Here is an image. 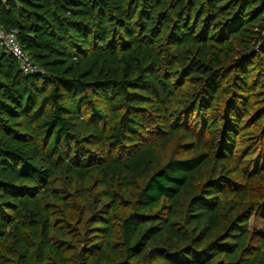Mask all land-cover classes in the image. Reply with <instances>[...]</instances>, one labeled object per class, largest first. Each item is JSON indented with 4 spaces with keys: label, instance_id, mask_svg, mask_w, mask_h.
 I'll return each mask as SVG.
<instances>
[{
    "label": "trees",
    "instance_id": "obj_1",
    "mask_svg": "<svg viewBox=\"0 0 264 264\" xmlns=\"http://www.w3.org/2000/svg\"><path fill=\"white\" fill-rule=\"evenodd\" d=\"M0 20L44 70L24 74L0 46V264L65 263L58 179L129 191L145 177L118 264H243L264 203L218 234L234 177L243 201L264 181V0H0ZM248 132L263 143L249 173Z\"/></svg>",
    "mask_w": 264,
    "mask_h": 264
},
{
    "label": "rangeland",
    "instance_id": "obj_2",
    "mask_svg": "<svg viewBox=\"0 0 264 264\" xmlns=\"http://www.w3.org/2000/svg\"><path fill=\"white\" fill-rule=\"evenodd\" d=\"M241 143L239 158L242 167L249 173L253 169L255 158L263 143L253 132L245 133ZM184 144L185 142L177 137L169 150L163 153L164 159L177 157ZM127 147L131 151L136 149ZM147 180V177L134 180L131 190L128 191L118 181H112L107 189L93 178L90 179L84 191L79 185L71 187L65 178L58 179L56 188L59 189L65 201L63 203L48 201L47 203L53 215L54 226L59 231L54 234L55 243L66 252V258L64 263L52 253L48 257L47 264H118L125 261L121 245V226L140 200V193ZM234 181L239 186V195H231L228 204L223 207V229L218 236L224 234L234 220L243 216L252 203H264V181L253 186L250 195L244 201L240 200L239 196L248 186L245 180L234 177ZM109 192L112 193V198L108 196ZM108 218L113 229L110 238L104 237L105 230L100 226V221H107ZM249 225L251 236L243 256V264L255 257L260 264H264L263 217L253 216ZM100 257L104 259L100 261ZM156 258L157 256H151L148 253L144 260H133L131 264H162Z\"/></svg>",
    "mask_w": 264,
    "mask_h": 264
},
{
    "label": "built area",
    "instance_id": "obj_3",
    "mask_svg": "<svg viewBox=\"0 0 264 264\" xmlns=\"http://www.w3.org/2000/svg\"><path fill=\"white\" fill-rule=\"evenodd\" d=\"M0 46L16 59L19 67L24 74L43 75L44 70L33 65L31 55L23 50L18 40V31L16 29L6 30L0 20Z\"/></svg>",
    "mask_w": 264,
    "mask_h": 264
}]
</instances>
